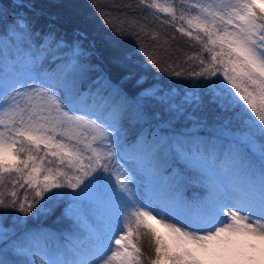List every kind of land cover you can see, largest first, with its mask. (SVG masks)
Listing matches in <instances>:
<instances>
[{
    "label": "snow or ice",
    "instance_id": "obj_1",
    "mask_svg": "<svg viewBox=\"0 0 264 264\" xmlns=\"http://www.w3.org/2000/svg\"><path fill=\"white\" fill-rule=\"evenodd\" d=\"M145 7L209 54L189 57L203 67L187 90L141 76L125 92L100 75L83 92L95 41L68 39L32 0L0 7V264H264V0ZM205 109L215 139L197 134ZM54 210V246L50 232L4 226L11 211Z\"/></svg>",
    "mask_w": 264,
    "mask_h": 264
},
{
    "label": "trees",
    "instance_id": "obj_2",
    "mask_svg": "<svg viewBox=\"0 0 264 264\" xmlns=\"http://www.w3.org/2000/svg\"><path fill=\"white\" fill-rule=\"evenodd\" d=\"M11 2L13 0H3L0 7ZM32 2L43 7L46 13L44 20L55 17L56 26L68 39H71L75 32L83 31L88 34V41H95L97 47L94 50L96 54L92 56L93 73L82 87L83 92L88 91L89 85H92V90L95 91L96 86L93 82L100 75L125 92L138 91L140 86L136 84V79L141 76L144 77L145 85L155 84L165 89L177 86L185 88L187 84L194 82L187 73L199 71L203 67L198 59L189 57L200 55L206 63L209 61V54L202 52L195 40L177 31L179 26L187 28L183 21L177 19L171 22L170 16L145 7L151 0H145V4H142L141 0H32ZM180 2L181 0H160L162 4L175 6L177 16L180 13ZM188 2L195 3L198 0ZM195 13L196 10L193 9L192 14ZM127 22L131 24V30ZM109 36L115 37L119 50L128 58V64L133 66L136 75L132 79H125L128 71L126 67L113 62L109 54L112 45L105 42ZM149 57L157 61L156 66L149 63ZM173 71H183L185 75L176 77L171 74ZM88 102L91 103L90 98ZM204 115L207 126L199 127L197 134L207 139H215L214 129L217 125L213 122L214 118L207 109ZM199 191L193 187L186 194L191 197L199 194ZM20 195L23 197V190L20 191ZM58 216L59 211L56 210L39 216H24L22 213L11 211L4 221V226L17 231V234L25 229L50 232L53 238L48 239V244L54 246L62 242L57 241L55 236L64 230L63 225L58 223ZM12 217H19V221L13 220ZM141 246L144 255L149 256L152 251L150 240L142 239ZM144 264H148L147 259Z\"/></svg>",
    "mask_w": 264,
    "mask_h": 264
},
{
    "label": "rangeland",
    "instance_id": "obj_3",
    "mask_svg": "<svg viewBox=\"0 0 264 264\" xmlns=\"http://www.w3.org/2000/svg\"><path fill=\"white\" fill-rule=\"evenodd\" d=\"M203 1H204V0H203ZM204 2L207 3V2H209V0H206V1H204ZM127 25L129 26V28H130V30H131V24L127 22ZM0 30H2V29H0ZM150 223H151L152 225L155 226V222H154V221H150Z\"/></svg>",
    "mask_w": 264,
    "mask_h": 264
}]
</instances>
